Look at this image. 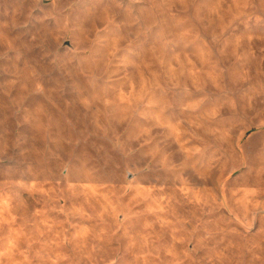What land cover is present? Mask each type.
<instances>
[{
  "label": "rangeland",
  "instance_id": "374dc122",
  "mask_svg": "<svg viewBox=\"0 0 264 264\" xmlns=\"http://www.w3.org/2000/svg\"><path fill=\"white\" fill-rule=\"evenodd\" d=\"M0 264H264V0H0Z\"/></svg>",
  "mask_w": 264,
  "mask_h": 264
}]
</instances>
